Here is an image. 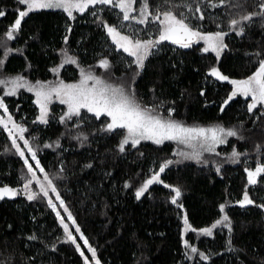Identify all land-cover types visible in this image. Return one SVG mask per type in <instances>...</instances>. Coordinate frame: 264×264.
Returning <instances> with one entry per match:
<instances>
[{
	"label": "trees",
	"instance_id": "1",
	"mask_svg": "<svg viewBox=\"0 0 264 264\" xmlns=\"http://www.w3.org/2000/svg\"><path fill=\"white\" fill-rule=\"evenodd\" d=\"M230 2L235 4L237 0ZM239 2L248 11H259L256 7L259 0ZM162 3L163 0H150L153 7ZM23 7L17 0H0V10L6 12L0 17V59L5 60L0 68V79L18 74L32 81L54 79L51 69L61 62V49L65 48L83 67L96 66L99 59L107 57L113 62L112 71L116 77L126 80L131 74L124 59L114 50L105 29L94 22L91 9L83 14L76 13L74 21L61 10L29 13L22 21L17 38L9 42L10 47L20 51L5 58L4 32L18 18L16 10ZM202 10L204 20L190 21L194 26L202 25L204 31H228L230 15L240 11L228 5L212 8L206 4ZM98 14L109 24L120 26L123 23L116 8L107 6ZM149 22L154 26L151 19ZM68 25H71L70 33ZM65 35L68 36L67 44L64 43ZM143 37L148 36L144 34ZM225 42L228 47L218 62L215 54L200 50L202 43L183 49L165 42L160 52L148 58L145 68L135 79L138 98L149 105L162 101L165 115L168 108H174V117L189 125L220 123L226 128H236L243 139L229 138L227 144L217 148L220 156L205 153V158L209 159L207 165L175 156V152L184 147L168 141L163 145L142 141L135 148L126 146L125 152L120 153L117 148L120 137L100 130L103 116L99 120H85L80 129L69 122L66 129L59 122L65 110L55 105L47 125L38 121L33 123L39 115L33 95L20 93L6 97L0 88V96L9 113L28 128L26 138L34 146L39 144L38 158L42 166L54 179L57 174L63 177L55 181L61 197L89 243L97 249L101 264H264V219L256 206L264 203V175L253 186L247 184L244 171L245 167L254 168L258 162L264 163V107L258 105L249 112L247 104L251 98L240 95L224 105L232 86L208 75V68L213 65L233 79L245 78L255 70L258 66L256 53L264 58V27H261L260 18L255 17L243 35L229 31ZM60 76L73 80L77 76L76 65L65 64ZM78 131L88 134V141L83 145L73 139ZM33 136L38 139L33 141ZM57 140L59 147L56 146ZM44 144H52V147L45 148ZM6 147L11 148V141L0 129V186L22 187L20 177L22 170L26 171L23 160L14 149L5 151ZM233 147L247 154L241 156L240 163H231L226 158ZM165 159L181 160L166 169L161 179L182 188L183 209L171 204L170 189L161 184L151 185L140 199L135 197V188ZM212 161L221 165L219 173ZM88 163L92 164L91 168L86 167ZM126 181L131 187L124 186ZM246 188L256 205L241 207L235 203L242 199ZM221 203H226L225 210L232 220L231 234L220 228L214 230L212 237L191 230L183 231L184 211H187L193 227H210L222 215L219 211ZM60 211L67 216L62 208ZM66 222L74 232L75 226ZM74 234L90 256L79 234ZM32 235L37 239H28ZM229 235L231 251L227 244ZM185 239L209 259L204 260L190 249L186 250ZM0 262L83 264L75 246L63 242V229L46 200L29 201L23 194L0 200Z\"/></svg>",
	"mask_w": 264,
	"mask_h": 264
},
{
	"label": "snow or ice",
	"instance_id": "2",
	"mask_svg": "<svg viewBox=\"0 0 264 264\" xmlns=\"http://www.w3.org/2000/svg\"><path fill=\"white\" fill-rule=\"evenodd\" d=\"M18 5L24 6L22 9H17L18 18L5 30L3 55L6 58L10 53L19 52L20 49L12 48L9 42L17 38L21 32L22 21L29 13L38 10H62L71 20H76V13L83 14L91 9V15L95 17L96 23L105 29L107 37L110 38L114 50L117 53L127 54L123 57L126 67L131 69V74L126 80L116 77L111 71L113 62L107 57L98 60V67L103 69V73L97 74L94 66H89L87 69L82 67L78 58L69 55L68 49H61V62L51 69L55 75L54 80L41 81L35 83L29 81L23 75L5 76L0 79V88L5 90L8 96H15L19 90L26 88L28 92L35 95V104L38 106L39 115L36 120L42 125L49 123L50 105L54 100H58L61 105H66V111L59 117V122L64 124L66 129L69 122H73L76 129H80L85 120H99L102 116L104 121L101 124V131L107 133H115L120 137L117 148L120 153H124L126 146L135 148L142 141H151L155 145H163L165 141H173L178 146L183 145L184 148L178 149L175 156L183 160H194L197 164L209 163V159L205 158V153L220 156L217 152V146L228 143L229 137H237L243 139L239 135L235 127L226 128L220 123L209 124L207 126L200 124H186L174 117V108H168L167 114L163 110V102L159 104H145L136 94L135 79L145 68V62L150 56L162 50L164 42H170L172 45H178L180 48L188 49L194 44L199 45L203 42L200 49L203 53H214L217 62L222 52L228 47L225 42V37L228 32H235L237 35H243L245 28L253 22L255 17H259L261 27H264V0H259L256 7L259 9L248 11L244 5L237 0L235 4H231L230 0H181L176 3L175 0H163L162 4H156L154 7L149 0H141L139 7H135L137 0H17ZM215 8L217 6L228 5L240 9L236 14L230 15L228 20V31H204L202 25L194 26L190 22V18L204 20L205 15L202 8L204 5ZM104 6L118 8L122 13V21L129 22L128 24H109L98 13L103 11ZM199 13L197 16L196 14ZM6 15L5 11L0 10V17ZM154 24V31H150L147 38L139 35L138 29L131 22L140 25H148L149 21ZM215 22V20L213 21ZM220 29V24H217ZM71 25L67 26V31L71 32ZM64 43H68V36L65 35ZM258 66L245 78L233 79L225 75L218 66L208 68V75L214 77L217 81H227L231 86V93L224 100L223 104L227 105L237 95L244 98H251V102L247 104L248 111L251 112L257 106L264 107V58H261L260 53H256ZM130 58V59H129ZM5 63L4 59H0V68ZM65 64L76 65L79 69L78 79L74 81H66L60 76L61 69ZM119 81V82H113ZM203 95V91L201 92ZM0 109H3V114H0V129L7 133L8 139L11 141V148L6 147L5 151L15 150V154L23 160V166L26 171L22 170V187H10L8 185L0 186V200L5 197L14 198L20 194L27 197L29 201L38 198L46 200L47 206L55 213L56 219L63 229V242L70 243L75 246V250L82 258L83 264H101L98 257L97 249L89 243L88 238L81 230L73 213L69 210L65 200L61 197L56 179H62L59 174L55 179L44 166H42L38 158L39 144L34 146L33 142L26 138L28 128L17 122L13 115L9 113V109L0 96ZM224 107L221 106L220 111L223 112ZM88 114H92L91 117ZM71 131V129H68ZM38 139L36 136L32 140ZM73 139L81 142L88 141V134L84 131H78ZM20 141L24 147H21ZM56 146H60L59 140L56 141ZM45 148H51L52 144H44ZM259 151V149H258ZM30 154V157L26 155ZM143 155V153H141ZM246 156V153H241L232 148L226 158L231 163H240L241 156ZM34 161L35 164L30 162ZM181 160L165 159L159 164L158 168L151 170V175L145 178L139 187L135 188V197L140 199L153 184L164 185L170 189L169 199L171 204L178 209H183L184 205L181 201L183 195L182 188L178 185L167 184L161 179V174L165 172L174 163H180ZM216 164V172L221 171V165ZM86 167L91 168L92 164L88 163ZM63 168L61 167V172ZM247 173V184L257 185L258 178L264 175V163L258 162L254 168L245 167ZM42 174V175H40ZM131 187L130 182L126 181L125 185ZM54 194V196L52 195ZM58 202V204H57ZM236 204L241 207L247 205H256L247 191L243 192L242 199L236 200ZM264 209V203L256 205ZM67 216L61 214L60 209ZM226 203L219 205V211L222 215L211 224L210 227L195 228L189 222L187 211L183 212V231L185 233L191 230L203 234L207 237L214 235V230L220 228L227 229L228 233L232 232V220L227 213ZM74 227V232L79 234V238L87 246V253L81 248L77 241V236L69 223ZM11 227V225H9ZM28 239L36 240L35 235L29 236ZM59 242V240H58ZM186 250L190 249L191 253L200 255L204 260H208L209 256L199 250L187 239L183 241ZM229 250H233L231 236L227 240ZM53 247H55L53 245ZM2 264V262H0Z\"/></svg>",
	"mask_w": 264,
	"mask_h": 264
},
{
	"label": "rangeland",
	"instance_id": "3",
	"mask_svg": "<svg viewBox=\"0 0 264 264\" xmlns=\"http://www.w3.org/2000/svg\"><path fill=\"white\" fill-rule=\"evenodd\" d=\"M140 2H141V0H137V4L135 5V7H139V4H140ZM149 2H150V0H149ZM104 7H107V6H104ZM109 7H111V6H109ZM116 9H118V8H116ZM46 10H53V9H46ZM56 10H58V9H56ZM119 10V9H118ZM205 10H207V8H205ZM62 11V10H61ZM119 12H120V10H119ZM120 16H121V20H122V13H120ZM191 20H193L194 18H190ZM190 22H192V21H190ZM129 22H124L123 21V24H128ZM134 26H135V28L136 29H138V30H140L139 31V35H141V36H144V34H146L147 36H148V34H149V32L150 31H154V26H152L151 24H150V22H149V24L148 25H140V24H136L134 21L133 22H131ZM165 43V42H164ZM200 43H202L203 44V42L201 41ZM114 47V46H113ZM224 52V51H223ZM222 52V53H223ZM214 54V53H213ZM118 55L121 57V58H123V57H126L127 56V54H124V53H118ZM221 56H222V54H221ZM220 56V57H221ZM130 59V58H129ZM98 65V64H97ZM94 66V69H95V71L97 72V74H101V73H103V69H100L98 66ZM83 67V66H82ZM85 69H87L88 67H84ZM111 71H112V69H111ZM113 72V71H112ZM69 74H72V73H69ZM105 76H107V73H103ZM78 75H79V69L77 68V76L73 79V80H66V81H74V80H76V79H78ZM119 77V76H118ZM28 79V78H27ZM55 79V78H54ZM54 79H51V80H54ZM29 81H31V82H33V83H35V81H32V80H30V79H28ZM124 80V79H123ZM113 82H119V81H113ZM4 91V95L6 96V97H10V96H8V95H6L5 94V90H3ZM20 93H28V94H31V95H33V97H34V99H35V95H34V93H32V92H28L27 91V89L26 88H22V89H20L19 90V92H18V94L17 95H15V96H18ZM55 105H57V106H59V107H63L64 108V110L66 111V105H61L60 103H59V101L58 100H54L53 101V103L50 105V113H51V110H52V107L53 106H55ZM38 107V106H37ZM59 110H63V109H59ZM0 114H3V109H0ZM229 138H231V137H229ZM228 138V139H229ZM165 142H167V141H165ZM168 142H173V141H168ZM20 144H21V147H24V145H23V142L22 141H20L19 142ZM175 143V142H174ZM225 145V144H224ZM224 145H219V146H217V148H219V147H221V146H224ZM179 146H182V147H184L183 145H179ZM26 155H28L29 157H30V154L29 153H26ZM30 162L31 163H33V165L35 164V162L34 161H31L30 160ZM40 175H42V174H40ZM53 196H54V194H52Z\"/></svg>",
	"mask_w": 264,
	"mask_h": 264
},
{
	"label": "water",
	"instance_id": "4",
	"mask_svg": "<svg viewBox=\"0 0 264 264\" xmlns=\"http://www.w3.org/2000/svg\"><path fill=\"white\" fill-rule=\"evenodd\" d=\"M168 44H171L170 42H167ZM195 45V44H194ZM259 208V207H258ZM263 213V219H264V209L259 208Z\"/></svg>",
	"mask_w": 264,
	"mask_h": 264
}]
</instances>
